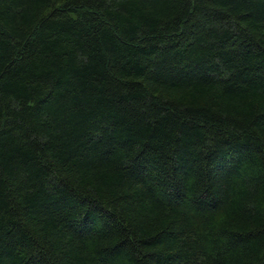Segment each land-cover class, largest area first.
I'll list each match as a JSON object with an SVG mask.
<instances>
[{
    "label": "trees",
    "instance_id": "trees-1",
    "mask_svg": "<svg viewBox=\"0 0 264 264\" xmlns=\"http://www.w3.org/2000/svg\"><path fill=\"white\" fill-rule=\"evenodd\" d=\"M0 264H264V0H0Z\"/></svg>",
    "mask_w": 264,
    "mask_h": 264
}]
</instances>
